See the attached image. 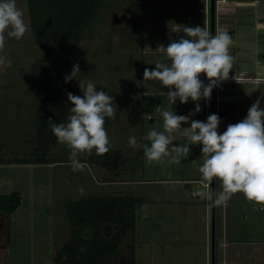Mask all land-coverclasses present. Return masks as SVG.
<instances>
[{
	"label": "rangeland",
	"instance_id": "rangeland-1",
	"mask_svg": "<svg viewBox=\"0 0 264 264\" xmlns=\"http://www.w3.org/2000/svg\"><path fill=\"white\" fill-rule=\"evenodd\" d=\"M147 2L102 0L91 22L76 38L45 51L36 43L29 25L27 0H16L28 31L20 40L6 37L5 48L0 53L12 61L11 67L0 68V156H35L37 98L31 85L30 66L45 53L52 87L61 88L66 94L82 96L78 82L105 85V91L112 95L117 108L115 119L105 126L110 148L120 147L128 160L121 165L115 180L104 183L101 180L109 177L110 172L86 161L82 162L84 171L73 173L70 150L57 143L55 138L47 156L56 161L42 162L35 167L20 162L15 166L0 167V178L14 180L29 189L20 207L9 214L5 264H51L54 252L70 234L65 202L80 196L108 193L131 194L146 200L135 206L133 229L123 237L117 254L104 264H126L129 244L134 247V264H203L205 221L210 263L212 202L204 196L193 195L204 185L195 180L187 187L181 179H168L188 174L202 179L200 146H190V154L182 157L179 164L167 163L168 158L165 163L147 164L143 149L129 147L127 143L129 137L135 136L139 143L150 144L143 137L152 129L163 131L161 109L173 110L177 115H182L185 110L178 100L174 105L170 103L167 89L159 81L143 79L144 68H155L148 61L144 63L143 58L145 61L149 57L162 60L164 54L158 51L159 45H168L163 41L162 30L145 25L149 21H158L155 14L148 15V21H144ZM154 41L158 42V48L150 50L153 46L149 43ZM74 64L79 65L80 72L77 78L65 83L64 76L71 72ZM136 98L141 99L143 117L139 123L130 124L127 111L130 102ZM71 106L69 101L66 122ZM181 126L185 127V124ZM175 135L177 140L173 144L183 143L180 133ZM86 155L82 154L79 160ZM96 167L102 172L96 171ZM221 190V182L215 179L214 194ZM206 191H211V187ZM213 207V232L218 237L223 224L235 227L244 224L243 234L251 233L252 225L264 224V211L254 208V203L248 202L243 193L233 195L227 205L213 204ZM233 232L239 234L240 231ZM218 260L219 245L215 263Z\"/></svg>",
	"mask_w": 264,
	"mask_h": 264
},
{
	"label": "clouds",
	"instance_id": "clouds-1",
	"mask_svg": "<svg viewBox=\"0 0 264 264\" xmlns=\"http://www.w3.org/2000/svg\"><path fill=\"white\" fill-rule=\"evenodd\" d=\"M28 31L22 11L16 6V0H0V53L5 48L6 37L20 40ZM173 31H180L174 28ZM185 36L169 42L165 47L159 45L158 51L164 54L155 68H144L143 79L159 81L166 88V95L172 105L177 100L181 104L197 102L188 115H177L173 110H160L163 118V131L150 130L143 139L150 144H141L135 136L128 138V146L142 148L147 164H179L187 157L192 145H199L203 163L199 168L204 186L193 193L204 196L216 206L227 205L236 193L264 211V108L260 99H256L248 108L246 116L239 122L227 125L221 133L218 127L221 119L215 113L207 116L206 121L191 119L202 109L198 101L210 100L213 87L229 78L234 57L230 54L232 38L227 31L210 33L201 26L185 27ZM187 37V38H185ZM12 61L0 55V68L11 67ZM80 72L78 64L72 66L64 76L68 83L77 78ZM203 73L208 83L200 79ZM82 96L67 92L71 102L70 115L66 123L48 119L49 128L56 142L70 150L69 161L73 173L84 171L85 165L79 160L82 154L97 156L110 151V141L105 128L106 118L115 119L117 108L113 106V97L104 90H98L96 84L78 82ZM182 127V124H189ZM180 133L183 143L173 144ZM214 179L221 182L218 193L206 191ZM81 192L83 189L80 190Z\"/></svg>",
	"mask_w": 264,
	"mask_h": 264
},
{
	"label": "trees",
	"instance_id": "trees-1",
	"mask_svg": "<svg viewBox=\"0 0 264 264\" xmlns=\"http://www.w3.org/2000/svg\"><path fill=\"white\" fill-rule=\"evenodd\" d=\"M102 0H27L29 25L37 44L45 51L62 46L76 38L87 26ZM31 85L37 98L35 103V127L37 145L35 156H0V163L10 162H53L47 151L56 138L49 128L48 119L65 123L69 101L66 92L51 86L50 71L45 53L35 59L30 66ZM98 90L105 91V85L96 84ZM113 106L115 102L113 100ZM142 102L136 98L130 102L127 121L137 124L141 121ZM111 119L106 118L105 125ZM81 160L97 165L110 172L105 180L113 181L121 165L128 157L122 154L120 147L110 148L103 156L95 151ZM144 197L131 194L108 193L104 195H85L65 202L66 217L70 234L54 252L51 264H104L118 252L123 237L134 227V209L145 201ZM21 202L18 190L0 193V211L9 215ZM90 231L88 234L85 230ZM134 247L129 244L126 264H134Z\"/></svg>",
	"mask_w": 264,
	"mask_h": 264
},
{
	"label": "crops",
	"instance_id": "crops-1",
	"mask_svg": "<svg viewBox=\"0 0 264 264\" xmlns=\"http://www.w3.org/2000/svg\"><path fill=\"white\" fill-rule=\"evenodd\" d=\"M146 5L143 12L144 21H148L147 16L151 14H155L158 21L154 23L149 21L145 25L153 30H162L163 41L168 44L185 36L183 32L185 27L201 26L210 32L209 0H148ZM174 28H178L180 31H173ZM214 30L215 34L227 31L231 36L230 54L234 57V62L229 75L234 73L242 76V78L236 79L228 78L215 87L214 111L221 119L218 131L222 133L227 125L243 119L248 108L256 99H260V107L264 108V0H215ZM154 42L149 43L153 46L150 50L158 48V42ZM149 60L145 61L143 58L144 63L148 61L150 65L154 64V66L156 62L161 61L159 57H156L155 60L149 57ZM200 79L205 84L208 83L203 73L200 74ZM178 103L185 107L182 115H188L195 108L197 102L189 100L184 104ZM198 103L202 110L191 116L190 120L206 121L207 116L211 113L210 100L201 98ZM152 119L150 117V120ZM189 125L190 121L189 124H185V127ZM80 161L84 162L83 160ZM15 163L17 162L0 163V167L15 166ZM20 163L35 167L42 162ZM96 171L102 172L97 167ZM168 179L175 181L181 179L187 187L191 181L195 180L204 185L202 179L189 174L182 178ZM101 182L110 183L112 181L102 179ZM0 187V193L18 190L21 194V202L12 212L20 207L23 196L29 192L28 187L23 188L14 180L8 181L4 178H0ZM223 225L219 237L213 232L214 264H264V224L252 225L254 229L251 228L252 232L249 234L241 233L244 224L237 227L231 224L230 226L228 224ZM9 228V215L0 211V264L7 262L5 244L8 242ZM204 228L203 264H211V258L210 263L208 259V227L206 221ZM228 230L230 231L229 234ZM235 230L240 231L239 234H234L233 231ZM218 245L220 246V260L215 263V251Z\"/></svg>",
	"mask_w": 264,
	"mask_h": 264
},
{
	"label": "water",
	"instance_id": "water-1",
	"mask_svg": "<svg viewBox=\"0 0 264 264\" xmlns=\"http://www.w3.org/2000/svg\"><path fill=\"white\" fill-rule=\"evenodd\" d=\"M209 17H210V33L213 35L215 34L214 30V21H215V0H209ZM215 87H213L210 97V107H211V113H215L214 111V105H215ZM211 191L214 193V181L212 182ZM213 212L214 207L212 204V243H211V264H214V235H213V229H214V222H213Z\"/></svg>",
	"mask_w": 264,
	"mask_h": 264
},
{
	"label": "built area",
	"instance_id": "built-area-1",
	"mask_svg": "<svg viewBox=\"0 0 264 264\" xmlns=\"http://www.w3.org/2000/svg\"><path fill=\"white\" fill-rule=\"evenodd\" d=\"M229 78H230V79H236V78H242V76H240V75H236V74L232 73V74L229 75ZM259 207H260L259 205H255V204H254V208L257 209V208H259Z\"/></svg>",
	"mask_w": 264,
	"mask_h": 264
}]
</instances>
